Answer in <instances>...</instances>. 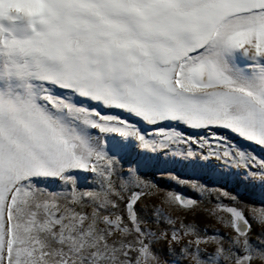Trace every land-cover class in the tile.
<instances>
[{"label":"snow or ice","instance_id":"1","mask_svg":"<svg viewBox=\"0 0 264 264\" xmlns=\"http://www.w3.org/2000/svg\"><path fill=\"white\" fill-rule=\"evenodd\" d=\"M0 264H264V0H0Z\"/></svg>","mask_w":264,"mask_h":264},{"label":"rangeland","instance_id":"2","mask_svg":"<svg viewBox=\"0 0 264 264\" xmlns=\"http://www.w3.org/2000/svg\"><path fill=\"white\" fill-rule=\"evenodd\" d=\"M186 134H192L196 135L197 133L193 130L184 129ZM221 134L231 136L230 133L225 132L224 130H218ZM200 135H203V132L199 133ZM233 139H235L233 137ZM195 147V146H194ZM252 150L259 153V149L255 146H252ZM173 175H178L182 179H191V180H198L200 183L205 184L210 189H217L222 188L224 191L231 192L232 194H236L237 191V185L232 180H224L217 178L215 176H208V175H195L191 173L190 170L184 169L181 166L177 165L175 169L172 171ZM142 175H144L147 179L152 180L154 183H156L161 189H170L174 190L176 192L182 193L186 196L193 197L195 199H200V194L195 192L191 187L189 186H181L179 184H176L174 181H171L167 178V174H161L157 172L154 169H143ZM241 197L245 200L246 203H259V197L258 196H252L249 195L246 192H243L241 190ZM203 201L205 206H211V203L215 202L214 196H209L207 193L203 194ZM224 203H228V201H224ZM188 219H193V217L189 216ZM195 219L202 223L209 225V231L213 227L220 228L221 231H223V228L219 224L216 223L215 219L212 217H206L203 213L198 214Z\"/></svg>","mask_w":264,"mask_h":264}]
</instances>
